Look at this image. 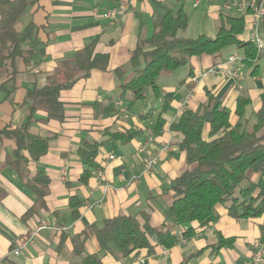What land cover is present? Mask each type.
<instances>
[{
	"label": "crops",
	"instance_id": "obj_1",
	"mask_svg": "<svg viewBox=\"0 0 264 264\" xmlns=\"http://www.w3.org/2000/svg\"><path fill=\"white\" fill-rule=\"evenodd\" d=\"M184 1L39 0L21 15L17 29L35 25L38 45L28 65L17 58L18 75L9 82V87L15 86L13 91L9 95L0 91V130L28 124L31 132L49 136L50 142L39 159L24 150L27 159L17 164L16 140L0 139V264H80L86 254H100L103 264H246L253 259L254 243L264 244L263 218L238 219L226 205L218 204L217 220L197 226L194 236L182 240L181 228L188 226L179 225L171 211V185L188 166L181 148L183 136L171 124L211 94L228 108L233 123L238 118L239 97H247L245 117L251 125L264 105V57L247 63L253 66L249 70L240 65L245 78L235 83L221 76L200 75L226 57L194 56L189 65L177 67L186 68L182 78L174 72L177 68L169 71L158 81V95L149 90L144 100L134 99L131 92L122 94L119 84L129 78V67L122 77L114 72L127 66L139 39L151 37L168 11L185 9ZM194 1L193 7L201 2ZM206 1L207 13L218 26L225 0ZM114 8L120 9L118 20L104 15ZM247 17L241 38L252 40V14ZM259 29L264 36V18ZM92 44L96 53L110 55L107 70L93 69L89 77L61 91L62 121L48 119L41 109L30 118L33 99L28 91L43 87L48 76L65 66L77 50ZM29 46V42L23 44ZM95 143L96 156L84 155L88 144ZM152 159L154 168L146 170ZM34 184L44 196L39 198ZM73 200L80 205L73 206ZM119 214L134 215L141 224L148 219L178 241L170 248L157 244L153 250L145 248L127 257L104 253L87 229ZM86 232L89 235L80 252L76 236Z\"/></svg>",
	"mask_w": 264,
	"mask_h": 264
},
{
	"label": "trees",
	"instance_id": "obj_2",
	"mask_svg": "<svg viewBox=\"0 0 264 264\" xmlns=\"http://www.w3.org/2000/svg\"><path fill=\"white\" fill-rule=\"evenodd\" d=\"M38 1L0 0V91L6 95L15 87H9V82L17 78V58H23L28 65L36 51V26L30 23L18 30L16 23L29 6ZM254 1L259 3L261 0ZM249 13L250 10L242 15L220 13L215 36L202 34L193 38L182 34L188 26V14L184 8L168 11L151 37L139 39L127 66L114 70L119 77L127 73V67L131 71L129 78L119 84L122 94L131 92L134 99L144 100L151 89L158 95L161 74L189 65L190 58L194 56H219L229 46L244 49L243 63L259 60L262 56L258 54L255 42L241 38ZM25 42H29V48L23 47ZM109 62L110 55L96 53L94 44L77 50L65 66L58 67L48 76L47 84L28 91V96L33 99L30 118L41 109L46 111L48 119L62 121L65 111L61 91L89 77L93 69L107 70ZM248 103L247 97H239L235 109L238 118L233 123L228 108L208 94L205 102L196 109L184 110L179 119L171 124V129L183 136L181 148L186 153L188 164L171 185V211L179 225L188 226L183 233L185 238L194 236L197 226L217 220L215 208L218 204L226 205L229 214L238 219H264V105L256 113V122L248 128L245 117ZM5 136L15 139L18 144L17 164L27 159L24 150L37 160L49 149L50 137L31 132L28 124L1 129L0 139ZM129 137L127 135L126 139ZM97 152L98 144L95 143L88 144L83 154L94 158ZM254 171L259 172L257 180L250 177ZM42 174L38 172L39 179ZM44 182H48L46 176ZM34 187L39 198L44 196V191L41 192L35 184ZM72 204L79 206L80 202L73 200ZM261 228L264 230V221ZM87 230L96 237L101 251L116 257H127L145 248L153 250L157 244L170 248L178 241L174 234L150 225L148 219L141 224L136 216L128 214L110 217L102 226L92 225ZM87 235L88 232L76 236V240L80 239V252ZM154 238L156 244H153ZM80 264H103V261L100 254H86Z\"/></svg>",
	"mask_w": 264,
	"mask_h": 264
},
{
	"label": "built area",
	"instance_id": "obj_3",
	"mask_svg": "<svg viewBox=\"0 0 264 264\" xmlns=\"http://www.w3.org/2000/svg\"><path fill=\"white\" fill-rule=\"evenodd\" d=\"M224 6H231L236 8H241L245 11L250 10L252 14V40L255 42L258 54L264 57V36L261 34L259 26L260 21L264 18V0H261L257 3L254 0H232L225 1ZM120 9L114 8L104 12V15L114 20H118L120 15ZM242 57L239 55H229L226 58L215 62L213 65L206 68L200 73L201 76H221L225 79L232 80L235 83H239L243 78H245V73L241 70L240 65L243 64ZM196 81V78H194ZM114 155H111V158H114ZM155 159L149 160L146 163V170H152ZM44 227V226H42ZM185 228H181L180 235L182 240H185L183 233ZM255 252L252 261L247 262L246 264H260L263 262L264 258V244L260 241L254 243ZM20 251H16L19 253Z\"/></svg>",
	"mask_w": 264,
	"mask_h": 264
},
{
	"label": "rangeland",
	"instance_id": "obj_4",
	"mask_svg": "<svg viewBox=\"0 0 264 264\" xmlns=\"http://www.w3.org/2000/svg\"><path fill=\"white\" fill-rule=\"evenodd\" d=\"M200 1L201 2H199V4L196 7H193V3H195L194 0H185L183 2L185 6L184 10H187L186 13L188 14V26L186 30L183 32V35L187 37L194 38L202 34H206L209 36H215L217 34V31H218L217 22L214 18L211 17L210 14L207 13L208 1L206 0L205 1L200 0ZM224 10H225V13L231 14V15H242L245 13V10L241 8L231 7V6H226ZM230 54H235V55H239L240 57H242L243 50L241 48L238 49L235 46H229L222 51L221 56L227 57ZM242 66L246 70H249L253 67L252 65H249L247 63H243ZM183 69H186L185 66L179 67L174 70V72L176 71L175 73H177L176 75L178 78H182L181 76L185 75L181 72L183 71ZM167 75L169 74L168 73L161 74L158 78V81H162V79H164V77H166ZM139 103H143V102L140 101ZM255 121H256V118L253 117L251 121V125L249 124L248 128H251L252 124ZM250 177L253 180H257L259 178V172L257 171L252 172Z\"/></svg>",
	"mask_w": 264,
	"mask_h": 264
}]
</instances>
